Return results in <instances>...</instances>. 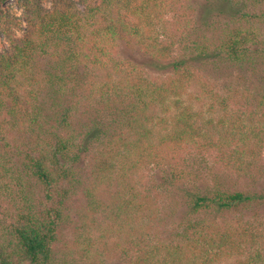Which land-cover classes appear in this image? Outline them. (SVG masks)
<instances>
[{
  "label": "trees",
  "instance_id": "trees-1",
  "mask_svg": "<svg viewBox=\"0 0 264 264\" xmlns=\"http://www.w3.org/2000/svg\"><path fill=\"white\" fill-rule=\"evenodd\" d=\"M6 1L0 264H264V0Z\"/></svg>",
  "mask_w": 264,
  "mask_h": 264
},
{
  "label": "rangeland",
  "instance_id": "rangeland-1",
  "mask_svg": "<svg viewBox=\"0 0 264 264\" xmlns=\"http://www.w3.org/2000/svg\"><path fill=\"white\" fill-rule=\"evenodd\" d=\"M193 2L196 3H200V10L202 11L203 6L206 4L205 0H193ZM45 5L46 6H50L51 5V0H45ZM4 10L5 11H10L15 17H19L20 19H22L23 21V13H24V8L16 1V0H7L4 5ZM218 6H214L213 10H218ZM25 23L23 22V24L21 25V28L18 29V34L21 35L23 33V30L25 29ZM0 39H5V35L2 34L0 36ZM4 46H8L7 40H5V43L2 44V42L0 41V49L2 50L4 48ZM119 55L120 57L124 58V59H133L137 62H140L144 65H146L148 67V69L153 73V74H162V72H156V70L152 69L149 65H148V59L147 57L138 49H133V48H128L126 47L124 44H121L119 47ZM263 73L260 72L257 76L252 74L251 70H248L247 73L244 72V78L240 79V81H237L238 75L236 71H232V72H222L219 70H212L210 68L205 70V75H207L209 78L214 79L216 81H218L221 85H226L227 83H236V82H241V83H245L242 85H250L251 83H259L260 82V77ZM253 81V82H252ZM206 168H208V172L209 170H215L217 168V165L213 162H208V165L206 166ZM154 170H152L153 173H157L158 174V169L157 168H153ZM162 174V173H161ZM160 175V174H159ZM161 176V175H160ZM257 189H264V178L260 181V183L257 186ZM163 201L165 203V206L167 208V210L170 209V205H172V203L175 202V199L172 200H168L167 196L165 195V197L163 198ZM238 215V214H236ZM180 217V216H177ZM178 221V218H176V222ZM179 222V221H178Z\"/></svg>",
  "mask_w": 264,
  "mask_h": 264
}]
</instances>
